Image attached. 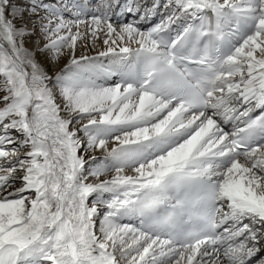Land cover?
Here are the masks:
<instances>
[{
  "label": "snow or ice",
  "instance_id": "1",
  "mask_svg": "<svg viewBox=\"0 0 264 264\" xmlns=\"http://www.w3.org/2000/svg\"><path fill=\"white\" fill-rule=\"evenodd\" d=\"M0 264H264V0H0Z\"/></svg>",
  "mask_w": 264,
  "mask_h": 264
},
{
  "label": "bare ground",
  "instance_id": "2",
  "mask_svg": "<svg viewBox=\"0 0 264 264\" xmlns=\"http://www.w3.org/2000/svg\"><path fill=\"white\" fill-rule=\"evenodd\" d=\"M81 53L89 54V55H94L95 54L94 51H88V50H86V49H84L82 47L78 50V53L77 54L79 55ZM97 155H99V153H97Z\"/></svg>",
  "mask_w": 264,
  "mask_h": 264
}]
</instances>
